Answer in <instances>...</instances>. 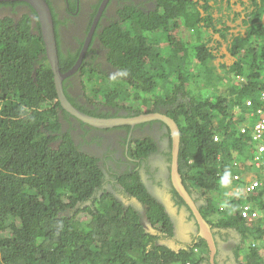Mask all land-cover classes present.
I'll return each instance as SVG.
<instances>
[{
  "label": "trees",
  "instance_id": "trees-1",
  "mask_svg": "<svg viewBox=\"0 0 264 264\" xmlns=\"http://www.w3.org/2000/svg\"><path fill=\"white\" fill-rule=\"evenodd\" d=\"M78 1L48 0L62 72L74 66L83 45L72 50L62 27L76 23L69 16L83 10ZM102 1L88 0L93 12L85 35ZM146 1H109L79 69L83 91L88 97L86 82L98 83L91 93L100 101L91 104L127 112L164 106L180 129L179 166L185 183L205 198L198 201L199 210L217 228L239 232L245 243L234 248L237 261L264 264L262 223L249 225L242 219L239 206L244 200L230 197L227 190L240 172L236 168L246 171L256 165L251 159L254 144L261 145L240 129L247 121V101H253L252 108H264V0L249 2L246 32L231 39L228 27L212 15L213 9L228 10L231 3L220 7L218 0L213 6L201 0L199 7L194 0H153L148 6ZM8 6L27 8L19 21L0 19V264H202L210 259L181 246L164 203L144 182L145 174L154 179L142 161L157 149L153 136L139 133L124 139L130 145L127 160L135 165L142 159L141 174L137 168L130 171L131 166L120 171L102 166L93 153L75 144L72 128H63L64 121L72 127L74 118L59 102L37 12L26 2H0V8ZM177 30L183 34L174 46ZM216 34L220 40L214 39ZM95 40L118 70L117 77L109 75L116 83L103 84L109 79L97 64ZM229 40L235 61L213 64L211 43L220 47ZM174 79L179 84L173 88L168 80ZM70 85L78 86L80 96V85ZM69 99L89 115L112 116L98 114L99 106L91 110L79 104L75 96ZM245 126L254 128L252 123ZM109 157L102 162L116 161ZM249 174L245 185L250 184ZM117 190H122L121 197ZM248 200L255 202L252 214L261 216L264 201L258 196Z\"/></svg>",
  "mask_w": 264,
  "mask_h": 264
},
{
  "label": "clouds",
  "instance_id": "clouds-1",
  "mask_svg": "<svg viewBox=\"0 0 264 264\" xmlns=\"http://www.w3.org/2000/svg\"><path fill=\"white\" fill-rule=\"evenodd\" d=\"M61 1V0H60ZM195 1V0H194ZM199 2V7L202 6L200 5L201 0H197ZM229 1V0H228ZM8 3V2H7ZM9 3H12V2H9ZM102 4V3H101ZM204 4V3H203ZM101 6V5H100ZM100 8V7H99ZM30 10V9H29ZM28 10V11H29ZM99 10V9H98ZM199 10H203L202 8H199ZM27 11V12H28ZM36 11V10H35ZM106 11V10H105ZM104 11V12H105ZM78 12L81 13L82 11H79L78 9ZM93 12V11H92ZM24 12H22L21 14L17 11V8L14 9V7L12 6H8V7H2L0 8V15H3L0 17V19H4V18H7V17H12L14 18L16 21H19L22 16H24L23 14ZM66 14V12L64 13ZM64 14H60L61 16L60 19L62 18V16ZM38 15V14H37ZM34 16V15H33ZM69 17H72L73 19L77 18V15L76 16H69ZM68 17V18H69ZM34 18V21L36 22L35 20V16L33 17ZM95 19V18H94ZM94 19L92 20V23L90 25V28L87 32L86 35H84L82 38H79V37H75L76 40L78 41V43L82 45V48H81V51L85 45V42H86V39H87V36H88V33L91 29V26L94 22ZM39 20V18H38ZM101 20V19H100ZM100 22V21H99ZM40 24V22H39ZM89 24V23H88ZM107 25V24H106ZM36 26H37V23H36ZM88 26V25H87ZM86 26V28H87ZM64 28V25L62 26ZM71 27V26H70ZM67 28V29H70ZM97 29V28H96ZM96 31V30H95ZM40 33H41V26H40ZM63 34H65V29H63ZM62 32H61V35L63 36ZM42 35V33H41ZM58 43V42H57ZM99 43H101L99 41ZM91 45V44H90ZM45 47V46H44ZM59 47V45H58ZM80 47V46H79ZM90 47V46H89ZM89 47H88V50H89ZM97 49H102L101 48V45L100 46H96L95 47V50L97 51ZM103 50V49H102ZM81 51L79 53V56L78 58L80 57V54H81ZM213 51V50H212ZM88 53V51H87ZM86 53V55H87ZM105 53V52H104ZM213 54L215 55L214 51H213ZM85 55V57H86ZM47 56V55H46ZM105 56V54H104ZM84 57V59H85ZM106 57V56H105ZM107 58V57H106ZM215 60H216V55H215ZM49 61V60H48ZM78 61V59H77ZM84 61V60H83ZM77 63V62H76ZM75 63V64H76ZM103 60H100L99 56H98V52H97V64L101 65V69L103 70ZM50 64V63H49ZM74 64V65H75ZM73 68V67H72ZM71 69V68H70ZM69 69V70H70ZM80 69V68H79ZM68 70V71H69ZM67 71V72H68ZM67 72H63V73H67ZM103 72H105L103 70ZM106 73V72H105ZM108 74V73H107ZM115 74V77H117V72L114 73ZM110 75V74H108ZM77 78H80V74H79V70L71 77L67 78L65 81H67V85L68 87H66V90H65V81H64V91L69 99V95L70 96H75L77 97V99L80 101L79 104H83V105H86V106H94V107H98L99 106V109L102 107V106H108L110 107L109 105H105V104H98V106L96 104H91L92 102L94 103H99V101H94L92 99H90L89 97H87L85 95V91L80 95L78 96L76 90L74 91H71V81L74 80L76 83H78L81 87V90L83 88L82 86V79L79 81L77 80ZM54 80H55V77H54ZM56 84V83H55ZM57 90V88H56ZM82 92V91H81ZM59 97V96H58ZM89 98V99H88ZM264 100V96L262 98ZM70 100V99H69ZM60 102V101H59ZM71 102V101H70ZM72 103V102H71ZM73 104V103H72ZM154 104V102L152 103ZM74 105V104H73ZM96 105V106H95ZM62 106V105H61ZM76 106V105H74ZM246 106H247V111L243 112V114L245 115V118L247 121L244 122L243 125L241 126H244V129L241 130L240 129V132L242 135H249L251 136V141L252 139L254 138V135L256 133V126L258 124H263L264 123V108L262 106H258V108H252L253 107V101L252 100H249L246 102ZM77 107V106H76ZM78 108V107H77ZM253 109V110H250ZM79 109V108H78ZM117 110V113L118 112H121V111H125L123 110L122 108H115ZM80 110V109H79ZM138 110V109H137ZM149 108H142L141 111L142 113H140L138 116L140 115H143V114H150V113H159V114H163L171 119H173L175 121L174 118H172L168 113H167V110L164 106H161V105H158L156 106L154 104V109L153 108H150V111L148 112ZM65 111V110H64ZM83 112V111H82ZM127 112V111H125ZM130 112V111H129ZM129 112H127L126 116L127 117H138V116H133V115H129ZM85 113V112H84ZM116 113V114H117ZM87 114V113H86ZM113 117H126V116H123V115H120V116H114L116 114H112L110 113ZM71 115V114H70ZM89 115V114H88ZM92 116V115H91ZM73 117V116H72ZM94 117H98L99 116H94ZM74 118V124L73 126L71 127L72 130H71V134L73 135L74 134V130L76 129V124H77V130L78 131H81L80 130V124L83 123L81 122L80 120L76 119L75 117ZM100 118H107V117H100ZM156 122V123H155ZM176 122V121H175ZM155 123V124H154ZM246 123H252L254 125V128H247L245 126ZM144 124H149L148 125V128L150 130V133L153 137H158V136H161L162 138H167L168 140V148L167 149H164V154H165V159H164V166H165V169L163 170L164 173H165V177H167L169 175V171L170 169H172V166H173V163H172V156H173V150H174V143H173V136H172V130L170 129V127L162 122V121H159V120H153V121H148L145 122V123H142V124H136L134 127H131V129L137 127L138 125H144ZM177 124V122H176ZM82 125H86L89 127V125L87 124H82ZM178 125V124H177ZM155 126H158L157 129H155ZM179 127V126H178ZM63 128L65 130L67 129H70L68 128V123L66 122L63 126ZM94 128V127H93ZM115 128H118V127H115ZM114 128V129H115ZM96 129H99V128H96ZM112 129V128H111ZM99 130H103V129H99ZM104 130H110V129H104ZM180 130V129H179ZM80 135L83 139H86L84 141L85 144H90V143H97V144H101L103 142V140L105 139L104 136L100 135V136H95L93 137L92 139H90L89 137H86L85 135L82 134V132H80ZM89 140H88V139ZM218 136H216V138H214V141H218ZM261 140V145H259L258 143L257 144H254V149H255V153L253 155V157L251 159L254 160V162H257V157L259 156V148L261 146H264V127H263V132H262V138L260 139ZM157 143V142H156ZM75 144L77 146L80 147V149L82 151H84L82 149V144H77L76 143V140H75ZM157 145V149H155L153 151L152 154L156 153L158 150H159V146L158 144ZM118 148L116 149H113V151H110L112 149L111 146H109L105 151L106 152H118V151H122L121 149V143L118 142ZM180 149H181V135H180ZM84 152H88V151H84ZM90 152V151H89ZM92 154V152H91ZM95 156V158L99 159V162L102 166L106 165L104 162H102V159H101V156H98L96 154H92ZM178 158L180 159V150H179V155H178ZM263 160H264V156H263ZM145 167L147 168V173L150 174V173H154L155 176L158 178V179H161V177H159L158 175V172L161 170V166H156V167H152L150 166L149 164L145 163ZM261 167L262 169L259 171V174L256 175V176H253L251 175L255 180L251 181L250 180V184L249 185H245V182H244V178L245 176L248 174V173H251L253 171H256L258 169V166L257 165H253L251 166V170H246V171H242V169H237V171H240L238 173H235L234 175L236 176V180H235V184L233 187L231 186H228L227 187V190L230 194V197H233V198H238L240 200H244V203L243 204H240L239 206V210H240V215H241V218L246 220V222L251 225L252 223L258 225L259 223H262V227L264 228V210L261 214V216H256V217H253V214H252V210H251V207L252 206H255V202H252L250 203V201L248 200L250 197L252 196H258L259 199L263 200L264 201V194L260 195V193L264 190V164H261ZM139 170V168H137ZM179 176L181 178V181L184 185V187L186 188L188 194L190 195L191 199L193 200L194 204L196 205V207L198 208L199 207V203L198 201L200 199H203L205 200V198H201V196H197V192L194 191L192 188H189V187H192L190 184L188 185L187 183H185V179L186 177L183 175L182 171L180 170V166H179ZM172 180V184H170L171 186V191H168L166 194H168V197L169 199L171 200V203H172V206H173V209L172 210H169L168 209V206L166 204V198L163 200V197L160 202H163L164 203V206L166 207L167 209V212L169 213L171 219H172V222H173V227H174V233L176 234V237H177V240L179 241V243H183V247L185 246H190L188 248H194V254L196 256H198L199 258L203 259L205 256H209L211 257V250L207 244V241L204 240L201 236H200V233H201V230H200V227H199V224H198V220L194 214V212L192 211L190 205L188 204V202L180 195V193L177 191V188L175 186V182H174V176L171 178ZM257 183V184H255ZM254 185V188L251 189V187ZM119 186V185H118ZM164 186L160 183V190L163 188ZM177 192L179 194V196L181 197V199L184 201V204L180 202L179 198L176 196L175 192ZM233 193V194H231ZM240 196V197H239ZM232 200V199H231ZM256 207V206H255ZM176 212H183V214L181 216H183L182 218L178 219L176 218ZM200 214L202 215V217L205 219L202 211H200ZM245 212V214H244ZM216 216H219V215H216ZM185 220V221H184ZM205 221L210 225L211 227V231H212V234H213V237H214V241L216 242V245H217V252L219 251L218 250V243H217V237H216V234L218 235V237H221V239H223V241L225 242V244L229 243V247H230V250H231V254H230V257H229V261L228 263L229 264H244V261L241 259L239 261H237L236 259V255L234 253V248L237 246H240L242 244L245 243V241L240 237V234L239 232H237L236 230L234 229H226V230H222L220 228H217L214 224L210 223L207 219H205ZM217 222V221H216ZM188 225H192V226H195V233L192 232L191 235L188 236V233H186V237H185V232L184 230L188 228ZM182 239V240H181ZM198 243H201V246L198 245ZM172 244H176L175 241H172ZM255 245H259V242H255ZM264 248L261 247V251H262V254L264 255V252L263 250ZM216 252V254H217ZM216 254L214 256V264H220L217 257H216ZM244 256L241 255V258H243ZM212 264L211 263V259H207L206 261H202V264ZM186 264H193L192 261H189L187 262ZM222 264H225V263H222Z\"/></svg>",
  "mask_w": 264,
  "mask_h": 264
},
{
  "label": "water",
  "instance_id": "water-1",
  "mask_svg": "<svg viewBox=\"0 0 264 264\" xmlns=\"http://www.w3.org/2000/svg\"><path fill=\"white\" fill-rule=\"evenodd\" d=\"M13 1H20L26 2L34 7L38 14L40 26H41V33L43 38V44L45 46L46 55L49 60L51 69L54 73L55 83L57 88V93L59 96V101L62 105V108L67 111L71 116L75 117L76 119L80 120L81 122L99 129H111L115 127L121 126H131L134 127L136 124H142L148 121L159 120L166 123L170 129L172 130L173 136V143H174V150L172 156V163H173V171L174 174V182L177 188V191L180 195L188 202L192 211L194 212L198 224L201 230L200 236L207 241V244L211 250V263L214 264V256L217 252V245L214 241V237L211 231L210 225L205 221V219L200 214L198 208L194 204L193 200L191 199L190 195L188 194L186 188L184 187L181 178L179 176V150H180V130L176 122L159 113H150V114H143L138 117H117V118H98L91 115H88L81 110H79L76 106H74L70 100L68 99L65 91H64V81L73 76L81 67L84 57L88 51V47L90 46L95 30L98 26V23L103 16L105 9L110 0H103L102 4L97 12V15L94 19V22L91 26V29L88 33L85 45L81 51L80 57L78 58L77 63L71 68L67 73H63L60 68V58H59V50H58V43H57V34L55 28V19L53 16L52 8L48 2V0H0V2H13Z\"/></svg>",
  "mask_w": 264,
  "mask_h": 264
},
{
  "label": "flooded vegetation",
  "instance_id": "flooded-vegetation-1",
  "mask_svg": "<svg viewBox=\"0 0 264 264\" xmlns=\"http://www.w3.org/2000/svg\"><path fill=\"white\" fill-rule=\"evenodd\" d=\"M54 1L57 2V1H60V0H54ZM64 1H67V0H64ZM78 4H82L83 5V10L80 9V11H82V12L79 13L77 18H75L76 23H72L71 22L67 26H64L65 37L68 38V40H69L68 42H69V45L71 46L72 50H77L79 48L80 44L78 43V41L76 40L75 37L82 38L85 35L86 26L88 25V23L90 21V18H91L90 14L93 11V8L91 7V4L88 2V0H83L82 3L79 0ZM23 8L26 9L27 7H24V6L23 7H19L18 6L17 11L21 14L23 12L22 11ZM29 11H31V10H29ZM32 17H34V16L32 15ZM106 22H107V19H106ZM69 27H70V29H67ZM93 43H94L93 44L94 48L96 46H100L101 45V43H99L98 40L97 41L95 40ZM99 51L100 52H104V50H102V49H97V52H99ZM103 62H105L107 64V68L112 73L110 74L107 71V69L105 68L104 65H103V70L106 73L110 74V76H115L114 73L118 72V70L107 60L106 57H105V61L103 60ZM71 83L76 84V82L74 80H72ZM66 85H67V83H66ZM77 88H78V86L71 87V91H74ZM88 107H90L91 110L94 109L93 106H88ZM104 112L116 114L117 110L114 107H111V106L110 107L102 106L97 111L98 114L99 113H104ZM140 113H141V110L132 109L129 112V115L138 116ZM120 115L126 116L127 114H126V112H124V114H122L121 112H118L114 116H120ZM107 118H116V117L110 116V117H107ZM65 123L66 122L64 121V124ZM148 125L149 124L140 125V126L135 127L133 129H131L129 126H121V127L115 128V129L112 128L110 130H104V129L103 130H99V129L93 128L91 126L88 127L86 125L80 124V130L81 131H79V132H82V134L85 135L86 137H95V136H100V135L107 137V135L105 133H108V138L111 139V142L108 145V147L111 146L112 144L116 143L117 140L121 143V148H122L121 149L122 151L120 152L121 158L118 157L119 155L116 152L115 153L106 152V151L103 152V150L105 148V145H101L100 146V144H97V143H96V147L93 148V150L96 152V154L98 156H101V159H105V158L109 157V155H110L109 158L111 160H116L115 162L112 163L113 166L109 165V164L108 165L106 164V166L109 167V168L112 167L113 169H117V170L120 171V170L126 169V167H128V166H131L130 167V171H132V170H134L136 168H139V173H140L142 166L140 168L138 163H140V160H142V159H136L137 163H135V165H133L131 162H129L127 160L128 155L126 157V154H127V150L130 149V145L129 146L125 145L124 144V139L126 137L130 138L131 136H135L136 134H139V133L143 134L144 137L151 135L150 130H148ZM127 127H129V128H127ZM68 128H71V126L69 124H68ZM157 128H158V126H155V129H157ZM154 139H155V141L157 142V144L159 146V150L156 153L151 154L148 158L143 159L142 161L144 163L149 164L152 167L161 166V170L158 172V175H159V177H161V179H158L155 176V174L153 175L154 179H151L149 175L145 174V177H146L147 181L144 180V182L148 185L149 191L151 193H153L154 195H157L158 198L162 199L166 195V193L168 191H171L170 184H172L171 178L173 177V174H172V169H170L169 175L167 177H165V173L163 171L165 169V166H164L165 154H164L163 151H164V149L168 148V140H167V138H162L161 136H158V137H154ZM105 140H106V138L103 140V142ZM76 143L80 144L81 141H77ZM111 155H115V156H111ZM158 182H160L164 186L161 190L159 188L160 184L159 185L157 184ZM119 192H122V190H117L116 191V194L119 197H121V194H119ZM194 229H195V226L188 225V228L184 230L185 237H186V233H188V236L191 235L192 232L195 233ZM216 237H217L216 240H217V243H218V250H219L217 252V254H216V257H217V259H218L220 264H222V263L229 264L228 261H229V257H230V254H231V250H230V247H229L230 244L229 243L225 244L223 239H221V237H218L217 234H216ZM210 259H211V257H210ZM205 264H207V263H205Z\"/></svg>",
  "mask_w": 264,
  "mask_h": 264
},
{
  "label": "rangeland",
  "instance_id": "rangeland-1",
  "mask_svg": "<svg viewBox=\"0 0 264 264\" xmlns=\"http://www.w3.org/2000/svg\"><path fill=\"white\" fill-rule=\"evenodd\" d=\"M195 1H197V0H195ZM214 1L215 0H210V5L211 6L215 5V2ZM251 1L252 0H229V1L228 0H218V4H220V7H222V6L225 7L227 5V3H231V7L228 10H226L225 8H223V9L220 8L218 10L213 9V11H212V15H213L214 21L216 23H219L220 26L221 25H224V26H227L228 27L229 39H231V37L232 36H235V35H244L245 34L246 29H247V25H245V23H243V20L246 17V14L250 12V10L246 6L249 5V2H251ZM146 2H147L146 5H148V6H152V4H153V0H147ZM203 3L204 2H201L200 5H203ZM201 12L203 13V15H206L203 10H201ZM234 13H238L239 15H234ZM1 16H3V15H0V17ZM180 31H182V30H177V31H175L172 34V37L173 36L176 37L175 40H173L174 41L173 45L174 44L176 45L175 42H177L178 37H180L183 34V33L180 34L181 33ZM214 39L220 40L221 39L220 38V35L219 34H216L214 36ZM222 43H223V45H221L220 47H217V46H215L212 43L210 45L212 47V50L214 51V53L216 55V60H215V62L213 64L219 65L220 63L225 62L226 65L229 66V65H231L233 63V61H235V59L230 54L229 49H228V43L229 44L232 43V40H229L228 42H222ZM229 47H230V45H229ZM98 56H99L100 60H104L105 61L104 52H100L99 51L98 52ZM103 65L105 66V68L107 69V71L111 74L112 72L107 68V64L104 62ZM81 79H82L81 76H80V78H77V80H79V81ZM108 79L109 80H107V81L104 80L103 81V84L104 83L105 84H108V83H110V84L116 83V81H113L109 75H108ZM169 82L172 84L173 88L175 87V85L179 84V81L177 79H174V80H171V81L168 80V83ZM86 84H87V91L86 92H87L88 97L90 99L94 100V101H100L99 97L98 98H93L92 97V93H91V88H97L99 86V84L98 83H92L90 85L88 82H86ZM161 84H163V81H161ZM189 84H192V82H190ZM89 85L91 87H88ZM161 88L169 89L166 86L165 87L161 86ZM81 91H82L81 92V94H82L84 92L83 91V88H82ZM124 112L125 111H121L122 114H124ZM148 130H149V128H148ZM105 134L107 135V137L104 136V138H106V140L100 144V146L101 145H105V148H104L103 152L107 149L108 145L111 142V139L108 138V133H105ZM74 136H75L76 142L77 141H81V144L83 145L82 146V149L84 151H90L93 154H96V152L93 150V148L96 147V144L93 143V142L90 143V144H88V145L84 143V141L86 139H83L81 137L80 132L77 130V124H76V129L74 130ZM89 138L92 139L93 137H89ZM118 142L119 141L117 140L116 143H114V144L111 145L112 149L110 151H113V149H116V148L119 147L118 146ZM120 152L121 151L116 152L119 155V156L117 155L119 158H121ZM110 163L111 162L108 161V164L113 166V164H110ZM251 175H255V174H249L248 175V177H247V181L248 182L253 178ZM165 198L167 199L166 200V204L168 206V209L169 210H172L173 209V206H172L171 200L168 197V194L165 195V197L163 198V200ZM182 214H183V212L182 213L181 212H176V216L175 217L178 218V219H180V218L183 217V216H181ZM217 217H219V216H217ZM198 245L201 246V243H198ZM261 247L264 248V246H261ZM242 248L243 247H241V249ZM262 250L264 252V249H262Z\"/></svg>",
  "mask_w": 264,
  "mask_h": 264
},
{
  "label": "built area",
  "instance_id": "built-area-1",
  "mask_svg": "<svg viewBox=\"0 0 264 264\" xmlns=\"http://www.w3.org/2000/svg\"><path fill=\"white\" fill-rule=\"evenodd\" d=\"M263 127H264V123L263 124H258L257 126H256V133H255V135H254V138H259V139H261L262 138V132H263ZM259 156L257 157V162L258 163H261V164H264V160H263V156H264V146H261L260 148H259ZM255 184H257V183H255ZM254 188V185L251 187V189H253ZM244 214H245V212H244ZM257 215H255V214H253V217H256Z\"/></svg>",
  "mask_w": 264,
  "mask_h": 264
},
{
  "label": "bare ground",
  "instance_id": "bare-ground-1",
  "mask_svg": "<svg viewBox=\"0 0 264 264\" xmlns=\"http://www.w3.org/2000/svg\"><path fill=\"white\" fill-rule=\"evenodd\" d=\"M254 140L258 141L260 144H261V140L259 138H254ZM115 156V155H114ZM255 164L258 166V167H261V163H258V162H255ZM172 174L174 176L175 172L173 171V168H172ZM199 210V209H198Z\"/></svg>",
  "mask_w": 264,
  "mask_h": 264
}]
</instances>
